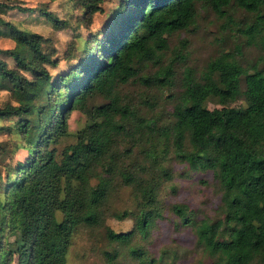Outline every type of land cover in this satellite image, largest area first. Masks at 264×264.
I'll return each mask as SVG.
<instances>
[{
    "label": "trees",
    "instance_id": "obj_1",
    "mask_svg": "<svg viewBox=\"0 0 264 264\" xmlns=\"http://www.w3.org/2000/svg\"><path fill=\"white\" fill-rule=\"evenodd\" d=\"M68 1L86 25L102 9L101 0ZM230 5L254 16L247 31L264 50V0H119L102 27L68 41L66 66L56 73L48 68L59 62L50 40L0 16V36L14 45L0 49V91L8 93L0 121L14 120L0 132L16 138L11 152L25 150L0 173V264H68L77 229L103 227L113 243L105 264H120L122 256L153 264L133 237H148L163 217L157 190L159 172L167 171L160 163L165 146L192 170L212 171L220 188L216 218H191L184 203L169 208L190 225L197 247L213 264H264V65L243 68L222 51L200 71L183 66L172 119L164 122L121 90L128 83L151 92L171 88L186 41L169 48V37L195 25L198 7L224 15ZM8 9L33 8L0 1V13ZM38 10L54 28L67 26L66 18ZM239 97L242 108L231 105ZM72 110L84 116L73 132L66 126ZM148 140L163 151L157 155L150 144L132 153ZM121 188L136 202L132 211L110 210ZM109 214L131 216L134 225L113 231L104 225Z\"/></svg>",
    "mask_w": 264,
    "mask_h": 264
},
{
    "label": "rangeland",
    "instance_id": "obj_2",
    "mask_svg": "<svg viewBox=\"0 0 264 264\" xmlns=\"http://www.w3.org/2000/svg\"><path fill=\"white\" fill-rule=\"evenodd\" d=\"M0 1L8 2V0ZM9 2L33 8L25 12L8 9L6 12L0 13V16L9 18L22 29L39 33L50 40L56 49L59 62L58 66L54 68L49 66L48 68L52 73H56V70L66 66L62 56L68 41L74 39L77 42L76 33H80L84 37L89 31L102 27L112 10L117 7L119 0H101L102 9L93 12L89 25L83 21H78L80 8L68 0H9ZM39 8H46L59 19L66 18L68 20L67 26L62 29L54 28L52 23L39 13ZM224 12V15H218L208 7H198L195 25L190 26L188 30L175 32L169 37V48L179 45L178 40L185 39L186 41L183 50L185 58L184 61H177L174 66L177 72V80L171 88L153 89L151 92L137 83L121 86L123 92H128L133 96L134 102L140 104V111L148 109L147 115L158 118L159 122L172 119L171 109L174 96L180 89L177 81L183 66H190L196 71H200L207 61L219 52H232L243 68L248 69L252 64H255V67L264 65V50L257 40L259 36L255 33L252 36L247 31V26L253 22L254 16L235 5L228 6ZM13 46L12 40L0 36V49ZM5 59L13 65L9 58ZM7 95V92L0 91V105L8 99ZM144 99H149L150 106L144 103ZM42 101L44 102L43 99ZM207 105L212 107L216 103L213 100H208ZM231 105L242 108L245 105V100L243 97H239ZM13 121L2 120L0 125H7ZM83 121L84 116L79 111L72 110L68 115L67 129L73 132ZM11 137L14 135L10 136L5 131L0 132V173L4 172L5 165L10 163L11 159L13 161L22 159L25 151L22 149L15 153L11 152L13 142L16 140V138ZM34 137H36L35 129ZM71 140L72 138L69 137L67 142ZM150 144H154L153 147L158 149L157 155L163 151L162 147L164 146L162 144L151 143L148 140L143 143V147H134L132 153L138 154V151L147 148ZM165 148L166 152L163 153L165 158L160 163L161 167L167 168V171L165 174L159 172L160 186L157 190L158 208H160L163 217L156 220L148 237L143 238L140 237L141 235L135 234L133 242L140 244L148 251L149 257L154 260L153 264H213L214 259L208 258L197 247L194 240L195 235L190 225L177 219L169 208L173 203H184L189 209L191 218L198 219L208 216L212 219L220 216V188L218 183L212 171L208 169L192 170L187 163H180V160L173 155L172 146H165ZM119 191L111 202L110 210L116 212L132 211L136 202L133 200L130 190L121 188ZM104 221V225L113 231L126 232L134 225L131 216L119 219L109 214ZM104 236V227L92 231L88 228H78L71 239L72 244L67 254V263L105 264L104 252L112 250L113 243L108 242ZM119 260L116 261L120 264H141L139 260L131 257L122 256Z\"/></svg>",
    "mask_w": 264,
    "mask_h": 264
}]
</instances>
